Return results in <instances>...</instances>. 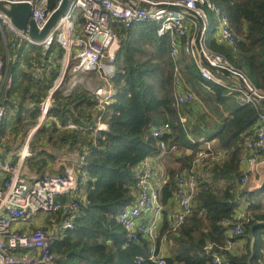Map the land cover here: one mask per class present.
<instances>
[{"label": "trees", "instance_id": "16d2710c", "mask_svg": "<svg viewBox=\"0 0 264 264\" xmlns=\"http://www.w3.org/2000/svg\"><path fill=\"white\" fill-rule=\"evenodd\" d=\"M59 1H51L52 10ZM211 1L228 14L237 47L219 42L215 37L217 28L211 23L205 38L206 47L224 55L257 89L264 87V0ZM157 28V22H145L119 32L122 41L117 73L112 80L115 96L110 105L100 109L95 97L81 86L69 96L57 92L47 114L49 120L43 122L30 145V149L52 156L64 151L79 152L76 191L80 194L77 193L75 199L81 203V210L74 218V228L62 231L52 248L54 255L61 257L56 264H156L151 257L159 255L164 238L171 241L167 264H212V254H219L229 264H261L264 225L254 229L253 251L248 232L254 223H264V189L246 200L250 222L244 223V233L236 238L246 239L245 252L238 255L225 248L228 234L238 223L241 207L242 199H238L236 192L240 184L243 145L264 114L256 103L243 101L228 107L230 118L215 136L218 149L225 152L227 158L210 169V173L215 174L210 183L213 187V181L214 187L197 198L201 214L196 213L177 233L166 220L154 243L144 238L128 243L127 232L118 222L121 211L136 200L134 185L138 166L158 152V140L152 133L155 127L170 123L171 134L162 139L169 145L177 144L180 150L166 161L170 180L161 190L165 206L173 203L177 177L191 167L196 153L202 149L188 140L180 123L181 111L174 106L179 94L176 61L169 38L158 37ZM26 47L29 50L25 51ZM16 52L19 56L7 67L3 89L6 115L0 122V146L9 135L22 138L37 126L42 98L54 86L58 77L57 63L63 57V50L57 44L45 55L42 48L27 44ZM22 61L27 68H35L36 64L52 66L50 78L26 70ZM186 70L191 80L204 83L220 97L228 90L203 79L192 58ZM5 71L6 67L3 73ZM238 94L243 93L235 95ZM99 117L108 129L97 136L88 128L95 127ZM70 122L77 129L60 130L58 127H66ZM41 169L42 166L37 168ZM221 182L225 186L219 187Z\"/></svg>", "mask_w": 264, "mask_h": 264}, {"label": "built area", "instance_id": "2783aa9c", "mask_svg": "<svg viewBox=\"0 0 264 264\" xmlns=\"http://www.w3.org/2000/svg\"><path fill=\"white\" fill-rule=\"evenodd\" d=\"M52 0H0L5 4H28L32 8V19L39 30L47 24L55 9H51ZM135 7H127L115 0H72L64 16L44 41L35 42L30 38L29 29L19 30L11 20L0 13V33L3 36L7 50V61L0 55V96L3 92L7 76L3 73L5 66L17 61L16 51L24 43L41 47L44 55L57 44L63 50L65 74L67 69L76 74L86 72L93 75L87 80L86 88L98 101V107L104 109L110 105L115 96L112 80L117 73V56L121 45V30H129L133 26L145 22H157V35L168 37L171 54L174 58L180 56L183 50L195 62L203 79L220 82L217 76L206 67L196 47V37L199 30L197 17L204 20L203 38L201 41L204 55L208 63L215 68L226 69L240 76L255 93L257 88L247 76L222 54L206 47V34L210 23L206 8L214 13L219 22L218 40L232 48L237 47V38L232 30L228 14L222 7L211 0H136ZM61 0L58 2L60 4ZM168 4L180 8L179 11L161 9L159 5ZM193 12L195 15H191ZM12 53V56L10 55ZM75 64L74 66H72ZM63 68V69H64ZM57 85V84H56ZM179 94L174 106L181 111L180 123L188 134L189 114L196 101L193 91L181 90L180 78H176ZM72 86L68 89L69 95ZM53 91V90H52ZM51 91V92H52ZM51 94V93H50ZM50 96V95H49ZM53 99L49 97L42 105V118L47 117ZM246 104L258 102L247 95ZM5 116V110L0 106V122ZM42 122L32 130L24 145L19 161H5L0 164V264H32L36 257L41 264H56L53 246L57 243L62 231L74 228V218L81 210V203L74 198L62 199L72 195L78 186L76 168H65L61 174H45L42 177L28 174L27 161L36 156H48L41 151H32L30 141L36 134ZM61 127V125H58ZM62 129L75 130L77 126L68 123ZM108 126L99 117L95 127L88 130L99 136ZM158 140V152L145 159L137 168L135 202L126 207L118 216V222L127 232L128 243L137 242L140 238L155 242L160 228V216L168 209L171 229L177 233L185 223L194 217L198 211L196 199L211 190L209 185V168L221 159V154L208 143L200 149L189 169L182 172L176 180L177 188L172 205L162 204L161 190L170 180L166 166L169 156L178 153L177 144L169 145L162 138L171 134L170 123H165L152 130ZM264 156V114L260 115L259 124L247 135L242 155L239 161L241 170L239 197L248 198V193L242 189L247 186L250 178L256 173L259 161ZM79 166V165H78ZM77 166V168H78ZM149 214L152 216L149 218ZM59 216L61 221H52L51 227H36L35 229L18 230V226H29L39 216ZM237 225L231 230L226 240V251H235V240L244 233V223L250 222V216L240 209L237 215ZM228 226L229 223H225ZM264 224V223H263ZM57 225V227H55ZM158 231V233H157ZM27 251L31 257L26 261L22 253ZM212 264H229L219 254H212ZM156 264H167L166 257L154 255L151 257ZM141 261V259H140Z\"/></svg>", "mask_w": 264, "mask_h": 264}, {"label": "crops", "instance_id": "0c3cea01", "mask_svg": "<svg viewBox=\"0 0 264 264\" xmlns=\"http://www.w3.org/2000/svg\"><path fill=\"white\" fill-rule=\"evenodd\" d=\"M217 28V32L215 37L218 40V26ZM6 50V49H5ZM190 56H188L183 50L181 51V54L179 57L175 58L176 61V72H177V76L178 78H180V83H181V90L183 92L186 91H193L196 95V101L194 103V105L192 106L190 113H189V126L191 128V130L189 131L187 138L188 140L193 144V145H198L199 148H205L206 143H208L215 151H217L218 153L221 154V159L220 161H218L217 163L213 164L212 166H210L209 168V172L210 169H214V166L216 165H221L222 163H224L225 159L227 158V155L225 152L220 151L218 149V139L215 137L219 132L221 127L228 121V119L230 118V112L228 107L236 104V103H240L245 100L247 94L240 88V86L235 82V80L233 79H225L220 75H217V79L220 80V82H216L224 87H226L228 90L225 91L222 96L220 97L214 90H212L210 87H208L207 85H205L204 83L199 82L198 80H191L188 71L186 70V64L188 63V61L190 60ZM60 64V62H58ZM26 70H29V68H27L28 66H23ZM37 67H41L42 70H47L49 68V66H45V65H40ZM45 73L43 72L42 74H40L39 76H43ZM50 74V73H49ZM200 74V73H199ZM231 82V83H228ZM72 82V81H71ZM71 82H68V84L70 85ZM77 82V81H74ZM73 82V83H74ZM72 83V84H73ZM57 84V83H56ZM79 83H75L72 86V91L79 86ZM68 85V89L70 88V86ZM86 85V83H85ZM54 86L56 87V85L54 84ZM53 86V87H54ZM52 87V88H53ZM52 88L49 90V95L52 91ZM259 94L264 95V87L261 86L260 89H257ZM70 93V94H71ZM236 93H243L242 95L238 94L235 95ZM5 93L2 92L1 96H0V106L6 110L5 107ZM69 94V95H70ZM66 95V96H69ZM260 106V105H259ZM39 119V118H38ZM46 118H42L40 117L38 124L40 122H45ZM59 128H61L60 126H58ZM31 130V129H30ZM29 130V131H30ZM39 130V129H38ZM38 130L36 133H38ZM60 130H67V129H60ZM29 133V132H28ZM36 135V134H35ZM33 136L32 138V143H34V140L36 138V136ZM24 137L22 136V138H17L15 141H17L18 139L21 141H23L24 143ZM21 147V146H20ZM24 147V146H23ZM22 147V149H23ZM17 149V148H15ZM21 149V151H22ZM21 151L18 150L15 151V156H17V161H19V157L21 154ZM32 151H38V150H32ZM41 151V150H39ZM10 152L14 153V147L12 144V148L5 152L4 154V158L3 160L0 161V164L5 162V161H15L14 163H16V160H13L12 158H9L8 156L11 155ZM189 152V150H188ZM48 156H41V155H36L32 158H30L27 161V167H28V174L31 176L36 175L37 177H42L45 174H61L65 168H76L79 162V152L77 151H64L60 154H57L55 156L50 155L47 152ZM42 159H45L46 162L42 163L40 162ZM259 165H258V169L256 171V173L250 178L249 183L247 184V186L245 188L242 189L243 192H247L248 193V198L255 192H257L258 190L264 189V156H262V158L259 161ZM37 164H39V166H42L41 171L37 170ZM241 172V170H240ZM214 173H209V185L211 183V179L214 177ZM1 181V180H0ZM213 187H214V182L212 181ZM225 186V184H223V182H221L219 184V187H223ZM211 190H212V188ZM216 187V186H215ZM238 191L236 192V196L239 198V186H238ZM76 195V193L74 192L72 195H68V196H64L62 197L63 199H71L74 198ZM246 199H242L241 200V207L240 209L244 210L245 213L246 212ZM172 205V204H171ZM196 205H197V199H196ZM174 206H175V198H174ZM170 213L168 212V209L161 214L160 216V228L158 229V231L160 232L161 229L164 228L165 225V221L167 220L169 222V225L171 226V220H170ZM152 215L149 214V218ZM45 216L39 215L37 216L34 221L32 222L31 225L29 226H22L19 225L18 226V230H31V229H35L36 227H51V223H45L44 222ZM41 225V226H39ZM35 226V227H33ZM157 231V233H158ZM264 240V237H263ZM236 243V248L235 251L233 252L234 254H238L241 255L245 252V246H246V239H236L235 240ZM170 244L171 241L168 239H163L162 243H161V247H160V256L163 257H168L169 254V249H170ZM263 256H262V260H261V264H264V249L262 250ZM31 255L29 252L24 251L22 253V259L24 261H26L28 258H30ZM32 264H41L39 261V258L36 257L35 260L33 261Z\"/></svg>", "mask_w": 264, "mask_h": 264}, {"label": "water", "instance_id": "95a60500", "mask_svg": "<svg viewBox=\"0 0 264 264\" xmlns=\"http://www.w3.org/2000/svg\"><path fill=\"white\" fill-rule=\"evenodd\" d=\"M119 3H121L124 6L127 7H135L137 4L136 0H115ZM72 3V0H61L59 6L55 8L52 15L50 16L47 24L42 30H39V28L36 26L34 20L32 19V8L28 4H5L0 2V13L6 15L12 22V24L18 28L19 30H26L29 29L30 31V38L35 42H42L44 41L53 31H55V28L58 25V22L62 16L66 14L68 11L70 5ZM159 8L161 9H168L172 11H179L180 8H177L173 5L168 4H161L159 5ZM191 15H195L193 12H189ZM198 23H199V30L197 32L196 37V47L200 53L201 60L204 65H206L208 68H210L214 73L222 76L225 79H233L235 82L240 86V88L247 93V95L254 98L258 105L264 110V95H261L259 93H255L253 90L250 89L249 86H247L246 82L240 77L232 72L221 69V68H215L212 67L208 61L205 58L204 51L202 48V38H203V29H204V20L200 17H197ZM5 76H7V67L5 71ZM55 89V87L52 88V90ZM260 225H264L263 223H254L250 228L248 232V238L250 240V247L253 251L255 246V235H254V229ZM54 258L56 260H60L59 255H54Z\"/></svg>", "mask_w": 264, "mask_h": 264}, {"label": "rangeland", "instance_id": "374dc122", "mask_svg": "<svg viewBox=\"0 0 264 264\" xmlns=\"http://www.w3.org/2000/svg\"><path fill=\"white\" fill-rule=\"evenodd\" d=\"M206 14H207V17H208V21H209V23H211V24H214L215 25V27H217L218 26V28H219V22H218V20H217V18L215 17V15H214V13L213 12H211L209 9H207L206 8ZM30 45V44H28V43H24V44H22V46L18 49V50H20V49H22L25 45ZM41 48V47H40ZM6 49V47H5V42H4V40H3V36H1V38H0V55L1 56H3L4 58H5V60L7 61V55H6V53H7V50H5ZM26 50H29V47H26V49H25V51ZM15 55H17V57L19 56V54L16 52V54ZM59 62H60V64L59 63H57V72H58V77L56 78V80L54 81V84L56 85V83L58 82V80H59V78H60V76H61V74H62V72H63V68H64V64H63V58H61V60H59ZM24 65V62L22 61V66ZM75 64H73L72 66H74ZM37 66H40V65H38V64H36V67L35 68H32V67H30L29 68V70H32L33 72H36L37 73V75L39 76L40 74H42L43 72L45 73V75L48 77V78H50V75H49V73H51V71H53L52 70V66H50L49 65V68L45 71V70H42L41 69V67H37ZM42 66V65H41ZM5 67H7V66H5ZM65 69V68H64ZM69 69V68H68ZM67 69V71H66V74L64 75V78H63V85H62V90H60V91H58V92H60L63 96H66L67 94H68V82H71V84L69 85L70 87H71V85H74L75 83H79L78 85L79 86H81L82 88H85L86 90H87V88H86V85H85V83L87 84V80L88 79H90V78H93L94 76L93 75H91V74H88V73H86V72H79V73H76V74H74V73H72L71 71H69ZM74 81H77V82H74ZM74 82V83H73ZM73 83V84H72ZM55 87V86H54ZM246 93V92H245ZM247 94V93H246ZM57 95V94H56ZM55 95V96H56ZM49 97V91L47 92V94H46V96H44L43 98H42V101H41V104H40V114H39V119H40V117H42V105H43V103L45 102V100L47 99ZM54 99V98H53ZM54 101V100H53ZM54 103V102H53ZM53 103H52V105H53ZM52 107V106H51ZM5 115H6V110H5ZM46 118V120L45 121H47V120H49V118H48V116L47 117H45ZM39 119H38V121H39ZM26 122V121H25ZM34 128H32L30 131H29V133L26 135V137H24V143H23V141H21L20 142V140L18 139L17 141H15L16 139H17V136H15V135H13V134H11V135H9L8 136V138H6L3 142H2V144H1V146H0V156H1V159H0V161L1 160H3V158H4V154H5V152H7V151H9L11 148H12V144H13V147H14V153L13 152H10L11 153V155H9L8 157L9 158H12L13 160H16L17 159V156H15L16 154H15V151H17L18 152V150L19 151H21V149H22V147L26 144V140L28 139V137H29V135L31 134V132H32V130H33ZM37 135H38V133H36V137H37ZM33 138V137H32ZM36 139V138H35ZM35 141V140H34ZM30 143H31V145L33 144L32 143V139H31V141H30ZM21 146V147H20ZM15 148H17V149H15ZM12 161V160H11ZM15 162V161H14ZM16 162H17V160H16ZM80 162V161H79ZM79 165V164H78ZM166 167V166H165ZM78 175V174H77ZM0 180H1V177H0ZM77 193H79L78 191H76V195H77ZM80 194V193H79ZM59 219V216H53V215H45V219H44V222L45 223H52V221H54V222H56V223H59L60 221H61V219L60 220H58ZM39 226H41V225H39ZM33 227H35V226H33ZM55 227H57V225H55Z\"/></svg>", "mask_w": 264, "mask_h": 264}, {"label": "bare ground", "instance_id": "6f19581e", "mask_svg": "<svg viewBox=\"0 0 264 264\" xmlns=\"http://www.w3.org/2000/svg\"><path fill=\"white\" fill-rule=\"evenodd\" d=\"M211 31V30H210ZM198 50V49H197ZM199 52V51H198ZM200 54V53H199ZM206 66V65H205ZM207 67V66H206ZM210 69V68H209ZM211 70V69H210ZM212 71V70H211ZM212 73H214L213 71H212ZM215 75H216V73H214ZM64 75H65V69H63V72H62V74H61V76H60V78H59V80H58V82H57V85H56V87H55V89H53V91L51 92V94H50V96H49V99L50 100H52L53 99V97L55 96V94L58 92V91H60V90H62V83H63V78H64ZM218 75V74H217Z\"/></svg>", "mask_w": 264, "mask_h": 264}]
</instances>
